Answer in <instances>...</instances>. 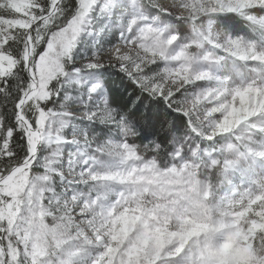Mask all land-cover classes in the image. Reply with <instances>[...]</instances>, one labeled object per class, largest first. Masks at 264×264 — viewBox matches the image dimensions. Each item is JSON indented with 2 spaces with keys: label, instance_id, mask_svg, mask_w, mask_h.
Listing matches in <instances>:
<instances>
[{
  "label": "snow or ice",
  "instance_id": "obj_1",
  "mask_svg": "<svg viewBox=\"0 0 264 264\" xmlns=\"http://www.w3.org/2000/svg\"><path fill=\"white\" fill-rule=\"evenodd\" d=\"M0 264H264V0H0Z\"/></svg>",
  "mask_w": 264,
  "mask_h": 264
}]
</instances>
